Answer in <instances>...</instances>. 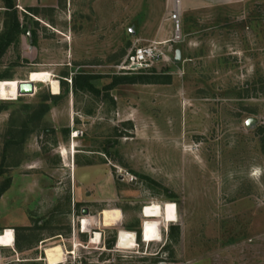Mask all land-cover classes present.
Returning a JSON list of instances; mask_svg holds the SVG:
<instances>
[{
	"label": "rangeland",
	"instance_id": "1",
	"mask_svg": "<svg viewBox=\"0 0 264 264\" xmlns=\"http://www.w3.org/2000/svg\"><path fill=\"white\" fill-rule=\"evenodd\" d=\"M11 1L0 0V82L45 70L61 86L0 97V226L16 228L22 261L39 259L15 264H45L55 244L73 252L62 264H264V0L180 10L179 42L174 0ZM154 41L169 61L120 68ZM153 204L162 241L145 243ZM104 209L121 223L101 226ZM121 229L135 249L117 248Z\"/></svg>",
	"mask_w": 264,
	"mask_h": 264
},
{
	"label": "bare ground",
	"instance_id": "2",
	"mask_svg": "<svg viewBox=\"0 0 264 264\" xmlns=\"http://www.w3.org/2000/svg\"><path fill=\"white\" fill-rule=\"evenodd\" d=\"M54 74L50 71H33L29 74V80H32L35 84L47 83L50 85L54 94L61 93L60 82L55 79ZM20 80H2L0 82V97L3 100H17L21 94L19 93ZM77 134L74 135V139ZM75 152V150H74ZM64 156L68 155V150H63ZM162 205V207H164ZM143 216L145 220L142 226V240L145 243L160 242L162 241V223L160 221L161 206L157 204L148 205L143 210ZM101 226L111 227L118 226L123 218V213L120 209H104L100 215ZM80 225L83 228V232H91L92 222L90 218L84 217L80 220ZM119 238L117 239V248L119 249H135L138 246L137 234L134 231H128L121 229ZM14 230L8 229L6 233L0 234V245L13 246L14 245ZM102 240L100 232L95 233L92 236L91 243L99 245ZM81 246L79 243H75V249ZM83 246V245H82ZM45 264H62L67 260L69 254L73 252L66 251L60 244H55L45 249ZM75 252V251H74Z\"/></svg>",
	"mask_w": 264,
	"mask_h": 264
},
{
	"label": "built area",
	"instance_id": "3",
	"mask_svg": "<svg viewBox=\"0 0 264 264\" xmlns=\"http://www.w3.org/2000/svg\"><path fill=\"white\" fill-rule=\"evenodd\" d=\"M175 7L169 18L173 27L172 39L174 42H179L183 39L182 33V18L180 11V0H174ZM171 48L166 49L164 42L154 41L148 45H141L134 47L128 54L126 59L121 64L120 68L126 72H133L139 70H146L154 67L156 64L162 61H169L171 59L169 52ZM7 230H4L5 234ZM15 232V231H14ZM120 234V232H119ZM118 234V238H119ZM16 241V235L14 236V244Z\"/></svg>",
	"mask_w": 264,
	"mask_h": 264
},
{
	"label": "crops",
	"instance_id": "4",
	"mask_svg": "<svg viewBox=\"0 0 264 264\" xmlns=\"http://www.w3.org/2000/svg\"><path fill=\"white\" fill-rule=\"evenodd\" d=\"M172 1L173 0H169L170 3H172ZM240 1L241 0H180V10L183 13L197 12L201 9L209 8L212 6L230 5V4L240 2ZM86 217L90 218L92 224L94 225V222H93L94 220L89 216H86ZM99 222L101 224L100 218H99ZM9 228L13 229L15 231L14 236L16 235V241H15V244L13 246L0 245V264H15L18 262L22 263V262H30V261H39V259H35V260L34 259H24V261H22V259H20L23 257L24 253L27 252V249H26V247H23L18 243V239H19L18 237L19 236L17 235L16 228L12 227V226L5 227L4 225H2V226H0V234H2L4 229L8 230ZM79 228H80V231L82 234H88L86 232H83V228L80 225V223H79ZM92 236H95V234H93ZM91 241H92V237H91ZM91 241H90V244L94 245L91 243ZM23 258H25V257H23ZM26 258H29V257H26Z\"/></svg>",
	"mask_w": 264,
	"mask_h": 264
},
{
	"label": "water",
	"instance_id": "5",
	"mask_svg": "<svg viewBox=\"0 0 264 264\" xmlns=\"http://www.w3.org/2000/svg\"><path fill=\"white\" fill-rule=\"evenodd\" d=\"M182 60V51L177 50L175 54V63H179ZM36 92V84L32 80H23L19 84V93L21 95H33ZM253 119L248 120V124H251ZM83 214H89L88 209L83 210Z\"/></svg>",
	"mask_w": 264,
	"mask_h": 264
},
{
	"label": "trees",
	"instance_id": "6",
	"mask_svg": "<svg viewBox=\"0 0 264 264\" xmlns=\"http://www.w3.org/2000/svg\"><path fill=\"white\" fill-rule=\"evenodd\" d=\"M6 7L7 8H10V9H12L13 8V3H12V1L11 0H6ZM19 29H20V25H19V23H15L14 25H13V27H12V29L11 30H13V33H16V32H18L19 31ZM7 44H5L4 45V47L6 46ZM146 80L148 79V80H155V81H161L160 79V77L159 76H152V77H146L145 78ZM89 83V80L87 81V84ZM91 87H93L92 86V84H91ZM113 243V242H112ZM112 243L110 242L108 245L109 246H112Z\"/></svg>",
	"mask_w": 264,
	"mask_h": 264
}]
</instances>
